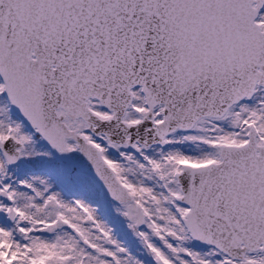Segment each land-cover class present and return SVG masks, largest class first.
Wrapping results in <instances>:
<instances>
[{"label": "snow or ice", "instance_id": "obj_1", "mask_svg": "<svg viewBox=\"0 0 264 264\" xmlns=\"http://www.w3.org/2000/svg\"><path fill=\"white\" fill-rule=\"evenodd\" d=\"M0 264H264V0H0Z\"/></svg>", "mask_w": 264, "mask_h": 264}]
</instances>
